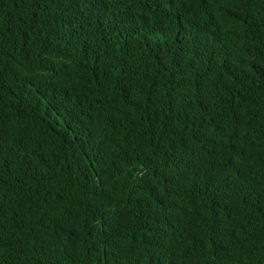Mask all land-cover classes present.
I'll list each match as a JSON object with an SVG mask.
<instances>
[{
  "label": "trees",
  "instance_id": "obj_1",
  "mask_svg": "<svg viewBox=\"0 0 264 264\" xmlns=\"http://www.w3.org/2000/svg\"><path fill=\"white\" fill-rule=\"evenodd\" d=\"M0 264H264V0H0Z\"/></svg>",
  "mask_w": 264,
  "mask_h": 264
}]
</instances>
